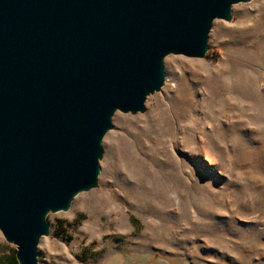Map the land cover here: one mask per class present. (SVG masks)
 I'll return each instance as SVG.
<instances>
[{"label":"rangeland","instance_id":"obj_1","mask_svg":"<svg viewBox=\"0 0 264 264\" xmlns=\"http://www.w3.org/2000/svg\"><path fill=\"white\" fill-rule=\"evenodd\" d=\"M233 15L114 112L98 184L47 212L38 264H264V0ZM0 264H18L1 230Z\"/></svg>","mask_w":264,"mask_h":264},{"label":"water","instance_id":"obj_2","mask_svg":"<svg viewBox=\"0 0 264 264\" xmlns=\"http://www.w3.org/2000/svg\"><path fill=\"white\" fill-rule=\"evenodd\" d=\"M242 0H0V230L38 264L46 214L98 184L114 112L144 109L170 53L202 57Z\"/></svg>","mask_w":264,"mask_h":264},{"label":"bare ground","instance_id":"obj_3","mask_svg":"<svg viewBox=\"0 0 264 264\" xmlns=\"http://www.w3.org/2000/svg\"><path fill=\"white\" fill-rule=\"evenodd\" d=\"M226 18L227 19L234 18V15H233V6H231L230 11H229L228 15L226 16Z\"/></svg>","mask_w":264,"mask_h":264}]
</instances>
